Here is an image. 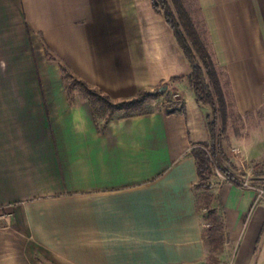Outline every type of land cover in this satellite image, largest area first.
<instances>
[{
    "label": "crops",
    "instance_id": "obj_1",
    "mask_svg": "<svg viewBox=\"0 0 264 264\" xmlns=\"http://www.w3.org/2000/svg\"><path fill=\"white\" fill-rule=\"evenodd\" d=\"M180 1L225 98L223 167L264 160V0ZM190 72L151 0H0V264H209L191 150L212 109ZM67 81L184 113L99 117ZM210 183L217 264H264V197Z\"/></svg>",
    "mask_w": 264,
    "mask_h": 264
},
{
    "label": "trees",
    "instance_id": "obj_2",
    "mask_svg": "<svg viewBox=\"0 0 264 264\" xmlns=\"http://www.w3.org/2000/svg\"><path fill=\"white\" fill-rule=\"evenodd\" d=\"M151 4L155 12L163 15L190 66L191 72L188 81L193 89L196 102L209 105L212 109L211 118L207 120V128L210 135L209 142L196 144L192 148L191 154L196 163L199 180L196 187L204 191L202 199L207 210L205 220L211 225L206 231L205 240L207 245L210 246V253L214 256L210 258L211 264H217V256L222 251L224 240L222 226L217 218L216 211L211 209L213 197L207 193L212 187V184L207 182L213 174L211 166L227 180L238 185L231 173L223 167V162L228 161L221 148V141L225 134L228 118L225 98L210 55L181 1L151 0ZM82 86L89 92V95L102 102L110 113L114 111L116 107L110 103L108 97L91 93L87 86L83 84ZM139 95L141 97L143 94L140 93ZM178 110L184 113V105H181ZM218 121L220 122V131H217ZM200 181H204V183H200Z\"/></svg>",
    "mask_w": 264,
    "mask_h": 264
},
{
    "label": "rangeland",
    "instance_id": "obj_3",
    "mask_svg": "<svg viewBox=\"0 0 264 264\" xmlns=\"http://www.w3.org/2000/svg\"><path fill=\"white\" fill-rule=\"evenodd\" d=\"M67 87L68 92L74 93V94H83V95H89V92L87 90H84L79 84H77L75 81H67V84H65ZM89 89V88H88ZM96 93L94 90L91 89V93ZM141 97L137 96L135 99L127 100V101H120V102H111L112 105H114L116 108L112 113L109 112V110L104 106L102 102H100L98 99L94 98L92 95H89V99L91 103H93L95 107V112L97 116L99 117H112V118H121V117H127L137 114H144L153 112L159 109H175L180 107L179 101H175L174 97L171 94H162L157 89L153 91H147L142 92ZM99 95V94H98ZM259 115L262 118L264 122V103L263 106L259 112ZM242 126L241 121H239L236 118L232 119V128L233 132H238L240 130V127ZM217 131H220V122L217 123ZM236 153L235 151H233ZM230 164L232 167H229L228 164L225 165L229 173L234 177V179L238 183H249L251 185L252 189H248L245 187H240L248 190H252L256 192L257 189L264 190V160L259 162H245L243 165L236 166L233 164V162L230 161ZM212 176L207 180V182L212 181L213 184L219 185L221 180H219L216 176L215 169L211 166ZM200 183H204V181H200ZM199 191L202 192L201 196L199 198L197 207L199 209V212L203 215V219H205L207 215V210L205 209L204 201L202 199V195L204 194L203 189L199 188ZM215 204V203H213ZM204 229L203 233L206 236V231L211 227L209 223H207L206 220H204ZM208 246V245H207ZM208 262L211 264V257H214L212 253H210V246H208Z\"/></svg>",
    "mask_w": 264,
    "mask_h": 264
},
{
    "label": "built area",
    "instance_id": "obj_4",
    "mask_svg": "<svg viewBox=\"0 0 264 264\" xmlns=\"http://www.w3.org/2000/svg\"><path fill=\"white\" fill-rule=\"evenodd\" d=\"M215 172H216L217 178L219 180H221L220 182H230L219 171L215 170ZM230 183H232V182H230ZM238 185L245 187V188H248V189H252L251 185H249V183H247L246 181H245V183H238ZM255 193H256L258 198L264 197V190H262V189H257Z\"/></svg>",
    "mask_w": 264,
    "mask_h": 264
}]
</instances>
